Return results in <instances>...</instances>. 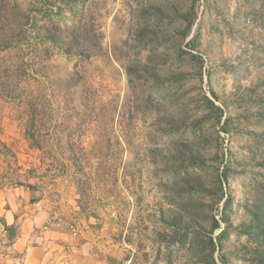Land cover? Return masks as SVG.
<instances>
[{
    "label": "rangeland",
    "instance_id": "374dc122",
    "mask_svg": "<svg viewBox=\"0 0 264 264\" xmlns=\"http://www.w3.org/2000/svg\"><path fill=\"white\" fill-rule=\"evenodd\" d=\"M0 263L264 264V0H0Z\"/></svg>",
    "mask_w": 264,
    "mask_h": 264
},
{
    "label": "crops",
    "instance_id": "0c3cea01",
    "mask_svg": "<svg viewBox=\"0 0 264 264\" xmlns=\"http://www.w3.org/2000/svg\"><path fill=\"white\" fill-rule=\"evenodd\" d=\"M6 258H8V256H7ZM0 264H1V263H0Z\"/></svg>",
    "mask_w": 264,
    "mask_h": 264
}]
</instances>
